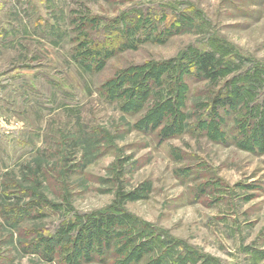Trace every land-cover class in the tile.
Masks as SVG:
<instances>
[{"label": "rangeland", "instance_id": "rangeland-1", "mask_svg": "<svg viewBox=\"0 0 264 264\" xmlns=\"http://www.w3.org/2000/svg\"><path fill=\"white\" fill-rule=\"evenodd\" d=\"M100 29L122 39L91 60ZM196 50L228 68L188 75ZM172 60L189 76L184 124L138 127L160 101L176 108L177 74L138 111L105 97ZM231 87L234 106L209 112ZM263 123L264 0H0V264H120L130 237L104 221L87 239L106 213L143 235L129 264H264Z\"/></svg>", "mask_w": 264, "mask_h": 264}, {"label": "trees", "instance_id": "trees-1", "mask_svg": "<svg viewBox=\"0 0 264 264\" xmlns=\"http://www.w3.org/2000/svg\"><path fill=\"white\" fill-rule=\"evenodd\" d=\"M150 17L145 18L144 20H142V24L143 25H148L147 23V19L148 21L152 22V17L151 19H149ZM133 19H126L125 21L127 23L131 22ZM122 23H124L122 21ZM126 23V25H127ZM123 24H121V29ZM174 26V23L170 22L168 24V26L166 28H164L161 32L165 35L169 34V32H171L172 28ZM140 38H146V36H148V32L146 31V29H144V27H142V29L140 30ZM158 34V33H157ZM156 34V35H157ZM110 36V37H109ZM116 38H118V42L122 39L121 38V33H119L118 31H116V33H113V35L111 36V33L108 34L107 32H105L104 29H100L99 32H96L94 34H92L90 36V43H89V48L87 49L86 54L89 55L91 54L92 58L91 60H94L95 57H100L99 54H97L98 50L101 47L107 46V48L109 49H118L119 46H117V41ZM115 39V40H113ZM156 39V37L154 38ZM123 45V44H122ZM197 54L194 61H191V64H187L188 68L187 70V74L190 75L191 73H197L198 75H202L203 77H206V79H214L220 69H227L228 67H225L224 65H220L219 62L215 59V53H213L212 51H200V50H196ZM95 53L97 55H95ZM103 51V55H104ZM85 54V55H86ZM177 62H175V60L172 61H167L166 63H163L161 65H154L153 69H147L143 75H141L140 78H138L134 83L132 82L133 80H131L130 82H127L126 78L123 79V81H119L117 82V85H121V84H130L129 85V95L128 97L125 96L124 92H126V90L124 88L121 87H117V85L108 87L106 86L105 89L103 90V93L105 94V97L110 100L113 101V99H121L123 100L121 103V108H123L124 110H127L128 112L131 111H138L140 109L143 108V106L146 104V101L155 93L156 90H160V93H162V91L164 90V86L165 84L168 82V80H171L174 78V74L179 75L178 77V82L179 85L178 86H174L171 90L175 93L176 92V96H175V101H174V107H176L175 109L169 106V103H171L172 99H167L168 102H166L165 100H162L159 102V104L155 105L153 108L148 109L147 114L145 115V121L144 123H141V125H139V128H148L149 126L153 127L154 125H158L160 123H158L159 121L163 120L161 118H166L168 117L169 119H172L173 115L176 116L175 120H177L178 124H184L183 121L179 120V112H178V108L181 106L182 102L184 100V95H183V87H185L186 83L183 82V80L186 78H188V75H184L185 71L184 68H180V70L175 71L177 69L176 67ZM180 64H182V62L180 61ZM178 62V66L180 65ZM182 66V65H181ZM165 75H167V77H165ZM185 76V77H184ZM123 82V83H122ZM171 84V83H169ZM178 87V88H177ZM119 88V89H118ZM234 87H231L230 90H226V91H221L220 93H218L213 99H212V103H211V110H209V112H214L216 110H218L219 108H224V107H228L231 108L234 106L235 101H234ZM174 96V95H173ZM172 104V103H171ZM177 104V106H176ZM167 105V106H166ZM173 105V104H172ZM178 107V108H177ZM209 108V109H210ZM172 109V110H171ZM173 111V112H172ZM174 121V119L171 120V122ZM175 123V122H174ZM174 123L170 126H168L167 128H165L164 132L165 135H168L170 130L173 128ZM170 127V128H169ZM179 130H182V126H179ZM258 132L259 134L264 137V123L261 124L260 128H258ZM141 189H145V188H141ZM129 196L132 195L128 194ZM40 197V196H38ZM44 203L42 201H40V199L35 200V201H31L30 205H28L27 208H23V212H29V210L34 211L36 209H39V207H43ZM74 216L71 218V220H74ZM105 221V223L108 224L109 228L112 229L111 235L113 236H122V239H126L128 237L131 238V240L129 241V244L126 245V249L124 250V257L123 259L120 261V264H129L130 260L136 257H139L141 255V251L139 250L137 252V250H135L134 246H133V242L134 239L139 237L140 231L138 233V231H129L130 228H126V230H121L123 228L118 227L116 228V224L118 219L116 217V215H114L113 213H106L105 215H100L97 216L94 220L91 221V223L89 224V234H88V238H90V240H94V236L98 234V226H103V222ZM67 223L68 220L66 221H62L57 228H55L54 230V235H56L58 238L63 234V232H65V229L67 228ZM100 224V225H99ZM97 225V226H96ZM114 228L115 231L113 230ZM102 229V228H101ZM107 228H105L106 230ZM109 229V231H111ZM104 230V229H102ZM114 231V232H113ZM136 232V235H135ZM62 233V234H61ZM131 233L134 234V236L131 235ZM87 234V233H86ZM142 234H140L141 236ZM143 237V235H142ZM133 238V239H132ZM86 238H82L83 240H87ZM115 241V237H113V240H111L110 242ZM109 242V243H110ZM148 243H151L150 241H146ZM162 243H166V245L168 246V248H165L164 251H169L170 249V244L169 242H165L163 240H161ZM122 246V245H121ZM131 247V248H130ZM162 252V251H161ZM73 259L70 256H66L65 259L68 260V264H70V260L69 259ZM138 259V258H137ZM136 259V260H137Z\"/></svg>", "mask_w": 264, "mask_h": 264}]
</instances>
